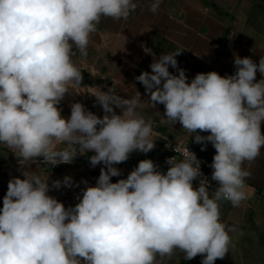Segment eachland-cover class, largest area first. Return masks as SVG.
<instances>
[{"label":"clouds","instance_id":"9594fccd","mask_svg":"<svg viewBox=\"0 0 264 264\" xmlns=\"http://www.w3.org/2000/svg\"><path fill=\"white\" fill-rule=\"evenodd\" d=\"M161 3L151 0L149 10L157 13ZM137 7L134 0H0V145L22 166L70 164L87 152L94 153L92 167L104 165L74 207L49 195L71 188V177L51 186L49 177L25 172L10 179L0 209V264H165L177 251L215 264L229 253L236 229L220 221V202L239 207L248 199L250 172L243 165L264 148V78L257 80V72L264 77V56L258 64L235 56L233 75L197 73L189 82L176 59L181 51L158 59L150 53L151 72L135 78L152 106L164 105L166 118L179 122L201 151L209 142L215 148L211 179L219 187L211 197L191 150L179 161L168 158L166 173L144 159L112 182L121 175L115 165L155 148L153 121L137 111V98L97 88L91 95L102 117L80 102L71 104L68 118L58 107L81 87L73 46L87 57L102 17L127 20Z\"/></svg>","mask_w":264,"mask_h":264},{"label":"crops","instance_id":"0c3cea01","mask_svg":"<svg viewBox=\"0 0 264 264\" xmlns=\"http://www.w3.org/2000/svg\"><path fill=\"white\" fill-rule=\"evenodd\" d=\"M182 1L181 17L167 12L170 0H162L155 14L149 10L151 0H134L138 7L130 13L127 20L102 17L99 24L121 39H148L156 35L160 38V55L181 51L176 59L179 67L186 70L189 82L197 73L216 71L221 76L233 75L236 71L235 56L250 57L257 64L259 63L260 57L264 56V48L253 41L247 28L241 25L239 29L224 19L220 20L212 16L211 10L206 7L203 0ZM126 48L135 53L133 63H138L141 50L135 48L133 43H129ZM169 71L178 74L171 66ZM262 78L264 77L257 72V80ZM152 110L160 117L162 132L166 128L167 135L190 136L182 129L179 122L173 125L166 118L164 105L152 106ZM261 130L264 133V123L261 125ZM191 146L212 159L215 155V148L210 142L207 143L206 150L201 151L202 145L195 143L194 137H191ZM243 167L250 172V176L245 179V190L250 196V201L239 207L232 206L228 201L220 202V221L226 226H234L236 230L230 233L232 244L229 253L224 259L216 260L215 264H264V251L261 250V253L259 250L252 251L255 242L248 238L250 222L254 219L259 223L264 211V148L253 162H245ZM132 170L122 171L120 176L111 178L112 182L126 179ZM193 186L199 185L193 183ZM208 191L211 197L214 192ZM201 262V256L186 260L184 253L177 251L172 259L165 261V264H201Z\"/></svg>","mask_w":264,"mask_h":264},{"label":"rangeland","instance_id":"374dc122","mask_svg":"<svg viewBox=\"0 0 264 264\" xmlns=\"http://www.w3.org/2000/svg\"><path fill=\"white\" fill-rule=\"evenodd\" d=\"M203 1L206 7L211 10L210 14L212 16L220 20L224 19L230 25L237 26L239 29L241 25L247 28L253 41L264 48V0ZM167 12L181 17L183 14V1L170 0ZM129 43H133L135 48L141 50V58L136 64L133 63L135 53L126 48ZM160 47V38L156 35L148 39H121L98 24L96 32L90 35L87 57L80 56L75 46H73L75 52L72 57L73 62L81 70L87 71L88 80L85 85L77 89H70V94H66L58 106L62 110V116L64 118L70 117L71 104L80 102L86 110L102 117L104 112L91 93L97 88H101L105 92L111 90L121 97H135L139 100L141 107H138L137 111L146 120L153 121L152 139L155 141V148L157 146L163 148L169 142V146L184 142L185 138L167 135L165 133L166 128L162 132L159 115L153 113L152 104L149 102V96L146 94L144 86L135 79L144 71L151 72L150 64L153 62V56L147 57L146 54L155 53V57L158 59ZM115 111L120 114V109H115ZM189 143L191 145V137ZM135 152L137 151L133 153ZM93 154L92 152L83 155L78 154L70 164L52 166L38 161L30 166H22L10 149L0 145V209L3 207V197L7 192L9 180L13 177L23 179L24 172L26 175H39L41 179L49 177L48 183L50 186L54 180H63L65 176L71 177L74 182L71 188L62 186L60 189H52L49 195L61 201L66 208L74 207L79 202L77 196L82 195V189L86 186H95L100 169L104 167L103 164L95 167L90 165V157ZM149 154L150 152L147 154L142 153L141 160H144ZM128 161L129 159L124 163L115 165V167L119 168L121 173L122 171H130ZM85 180L88 182L87 185L83 183ZM249 228L248 238L255 242L252 251L259 250V253H261V250L264 251V211L260 222L257 223L252 219Z\"/></svg>","mask_w":264,"mask_h":264},{"label":"built area","instance_id":"2783aa9c","mask_svg":"<svg viewBox=\"0 0 264 264\" xmlns=\"http://www.w3.org/2000/svg\"><path fill=\"white\" fill-rule=\"evenodd\" d=\"M180 138H185V141L175 146H169L170 142L167 143L163 148L157 146L152 151H150V154L145 159L153 160V162L159 166V170L166 173L169 167L166 163V160L168 158L175 156L176 160L179 161L183 159L182 153L185 150H191L196 154L198 160L201 162L200 163L201 171L204 174V176L207 177L208 183L210 185L208 190L214 192L215 189L219 187V185L218 182L213 181L211 179L213 169L210 167V165L213 159L194 150L189 143L190 141L189 136H180ZM193 183L199 185V178L195 180ZM249 201H250V196L248 195V199L246 201H243L241 204H247Z\"/></svg>","mask_w":264,"mask_h":264},{"label":"water","instance_id":"95a60500","mask_svg":"<svg viewBox=\"0 0 264 264\" xmlns=\"http://www.w3.org/2000/svg\"><path fill=\"white\" fill-rule=\"evenodd\" d=\"M81 74H82L81 86H83L86 84L88 80V73L86 70H81ZM141 159H142V153L137 151L130 156L128 165L130 166L131 169H134L138 165L139 161H141Z\"/></svg>","mask_w":264,"mask_h":264},{"label":"trees","instance_id":"16d2710c","mask_svg":"<svg viewBox=\"0 0 264 264\" xmlns=\"http://www.w3.org/2000/svg\"><path fill=\"white\" fill-rule=\"evenodd\" d=\"M214 8H215V6H214Z\"/></svg>","mask_w":264,"mask_h":264}]
</instances>
